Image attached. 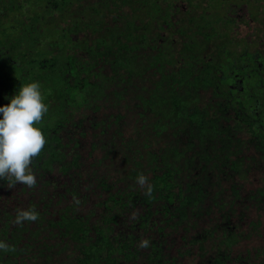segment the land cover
Returning a JSON list of instances; mask_svg holds the SVG:
<instances>
[{
    "label": "trees",
    "instance_id": "16d2710c",
    "mask_svg": "<svg viewBox=\"0 0 264 264\" xmlns=\"http://www.w3.org/2000/svg\"><path fill=\"white\" fill-rule=\"evenodd\" d=\"M162 1L40 0L53 26L34 56L0 76V105L38 81L48 106L38 125L46 143L31 163L36 185L0 180V241L8 245L0 264L264 256V135L249 95L224 86L228 73L204 55L205 30L189 7ZM69 5L77 13L67 25ZM253 147L256 156L246 153ZM30 207L38 219L14 223ZM245 224L251 234L242 241ZM252 234L260 242L251 245Z\"/></svg>",
    "mask_w": 264,
    "mask_h": 264
},
{
    "label": "flooded vegetation",
    "instance_id": "af4514ba",
    "mask_svg": "<svg viewBox=\"0 0 264 264\" xmlns=\"http://www.w3.org/2000/svg\"><path fill=\"white\" fill-rule=\"evenodd\" d=\"M38 1V2H37ZM230 7V12L233 15L230 17V22L239 28L240 33L244 34L247 30L244 40L246 44L257 46L256 54L253 59L256 62V68L261 72L260 68L264 65V0H242L241 5H238L236 0H227ZM41 9L33 5H39ZM177 5L185 10L187 7L183 6V2L177 1ZM248 6L251 10H247ZM46 7V6H45ZM44 7L40 0H0V76L8 71V68L19 66L23 55H33L35 50L40 47V28L39 22L46 20L41 10ZM40 10V12H39ZM200 20H203L199 16ZM65 23L70 24V16L65 15ZM202 28H206L204 23ZM166 34V32L164 33ZM206 30L204 31V38L198 42H205V44L213 45L212 39L218 41V34L210 36ZM70 36V33H68ZM209 35V36H208ZM213 37V38H212ZM202 43V44H203ZM218 50L216 49V52ZM210 60L218 61L217 58L209 57ZM20 61V62H19ZM222 61V60H220ZM228 60L230 64H220L228 73L227 87L239 92L245 93L248 96V111L254 114V118L259 123V128L262 129L264 135V76L260 75L261 79L257 78L255 81L252 66L248 63L236 64ZM252 65V64H251ZM249 70L246 74L245 71ZM255 81V82H254ZM253 84V89L247 92L246 84ZM249 85V84H248ZM240 264H264V256H260L258 260L252 263Z\"/></svg>",
    "mask_w": 264,
    "mask_h": 264
},
{
    "label": "clouds",
    "instance_id": "9594fccd",
    "mask_svg": "<svg viewBox=\"0 0 264 264\" xmlns=\"http://www.w3.org/2000/svg\"><path fill=\"white\" fill-rule=\"evenodd\" d=\"M47 111L48 106L38 81L20 85L9 103L0 105V180L7 179L10 188L18 183L31 188L37 183L31 163L46 143L38 125ZM136 182L144 186L147 178L139 174ZM151 192V185H148L146 194L150 196ZM37 219L38 213L30 207L17 211L14 223L22 224ZM148 246V240L141 241L140 247ZM7 247L5 242L0 241V250Z\"/></svg>",
    "mask_w": 264,
    "mask_h": 264
},
{
    "label": "rangeland",
    "instance_id": "374dc122",
    "mask_svg": "<svg viewBox=\"0 0 264 264\" xmlns=\"http://www.w3.org/2000/svg\"><path fill=\"white\" fill-rule=\"evenodd\" d=\"M31 1H34V0H31ZM177 1L183 2L184 7H187V6L189 7L191 11V15H193L194 17L193 21H194L195 28L199 27L201 31L206 30L208 33H210L209 34L210 36L214 35V33L218 34L217 36L218 41H214V39L211 40L213 42L212 43L213 45H211V43L210 45H208V44H205V42L204 43L202 42L205 46L204 55L206 57H214V58H217L219 61L222 60L220 62L223 64L227 63L228 60H232L231 63L235 61L236 64L248 63L250 66H252L253 71L257 72L254 74L255 81L257 80V78L261 79L260 75L264 76V65H262L260 68L261 72L258 71L256 68V62L253 59V55L256 54V51L260 52V50H257V46L255 45L246 44V40H244V38L247 33V30L245 31L244 34L241 31L240 36H238L239 28H236L235 24L233 22H230V19H231L230 17L233 15V13H231L232 15L228 13L230 12V7H229V3L227 2V0H190L191 3H189L188 0H177ZM236 1L238 2V5H241L242 3H244L242 2V0H236ZM159 2L162 6L164 5L162 0H159ZM84 4H87V1H84ZM33 6L37 7L36 8L37 10L41 9L40 4L33 5ZM247 10H251L249 6ZM71 11H74L73 13L75 12L77 13L76 7L69 5L67 7V10L66 11L64 10V14L69 15L71 17V15L73 14V13L71 14ZM65 15H64V18H65ZM199 16L203 20H200ZM204 23L206 24V28H202ZM39 24L41 25L40 28L42 27L46 28V27L53 26L52 20H49L48 18L43 21L41 20ZM40 32H41L40 39L44 40L45 34L43 30L40 29ZM165 32L168 35V32L166 30L163 33ZM43 46H46V44H44ZM216 49L218 50L217 52H216ZM227 64H230V63L228 62ZM247 72H249V70L245 71L244 73L246 74ZM254 82L252 84L248 83L249 85L246 84L247 92L253 89ZM224 86L227 87V83L224 84ZM246 153L252 154V156L258 155L256 147L255 148L253 147L252 149L247 150ZM256 161H260V160L257 158ZM260 179H262L261 176H259V182H260ZM257 184L259 185L262 184L264 186V179H262V181ZM260 218H262V221H264V212H262V217L260 216ZM241 230L243 231V234L245 235L241 237L243 241L244 239H246L245 237H248L251 234L250 232L251 228L248 224H245L244 227H241ZM256 237L258 236H256L255 234H252V236L248 239L251 245L255 244L256 242L257 243L260 242L259 239H257ZM253 251L254 249L251 250L252 254L250 253V256L252 255L255 256Z\"/></svg>",
    "mask_w": 264,
    "mask_h": 264
}]
</instances>
